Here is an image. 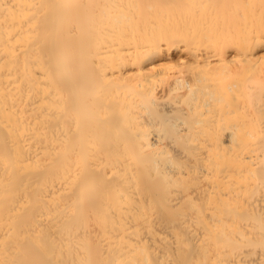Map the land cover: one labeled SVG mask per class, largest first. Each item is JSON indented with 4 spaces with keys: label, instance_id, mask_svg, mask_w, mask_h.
Here are the masks:
<instances>
[{
    "label": "bare ground",
    "instance_id": "obj_1",
    "mask_svg": "<svg viewBox=\"0 0 264 264\" xmlns=\"http://www.w3.org/2000/svg\"><path fill=\"white\" fill-rule=\"evenodd\" d=\"M0 264H264V0H0Z\"/></svg>",
    "mask_w": 264,
    "mask_h": 264
}]
</instances>
